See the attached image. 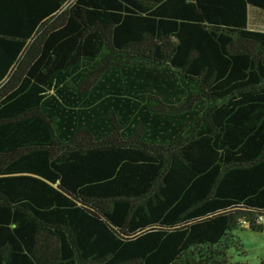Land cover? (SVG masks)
Returning <instances> with one entry per match:
<instances>
[{
    "label": "trees",
    "instance_id": "obj_1",
    "mask_svg": "<svg viewBox=\"0 0 264 264\" xmlns=\"http://www.w3.org/2000/svg\"><path fill=\"white\" fill-rule=\"evenodd\" d=\"M264 0H0V264H246L264 225Z\"/></svg>",
    "mask_w": 264,
    "mask_h": 264
},
{
    "label": "rangeland",
    "instance_id": "obj_2",
    "mask_svg": "<svg viewBox=\"0 0 264 264\" xmlns=\"http://www.w3.org/2000/svg\"><path fill=\"white\" fill-rule=\"evenodd\" d=\"M249 28L264 32V12L249 9ZM239 235L247 253L246 264H264V232L259 234L246 230L240 231Z\"/></svg>",
    "mask_w": 264,
    "mask_h": 264
}]
</instances>
